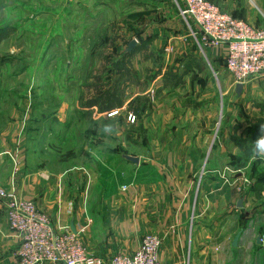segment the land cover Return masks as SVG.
<instances>
[{"label":"rangeland","instance_id":"obj_1","mask_svg":"<svg viewBox=\"0 0 264 264\" xmlns=\"http://www.w3.org/2000/svg\"><path fill=\"white\" fill-rule=\"evenodd\" d=\"M180 3L0 0V160L14 144L18 148L15 155L26 168L46 169L61 177L69 193L86 200L108 197L113 178L105 175V167L124 163L121 155L141 154L152 145L146 140H155L151 128L141 126L151 117L150 105L165 101V95L147 87L153 72L158 68V73H167L178 65L174 61L181 54H195L202 60L205 49H218L192 36L179 14ZM190 27L194 32V26ZM175 28L182 33H174ZM151 38L155 49L146 50ZM132 40L137 46L127 53ZM138 50L143 54L140 61L134 57ZM203 66L211 75L213 92L208 98L216 105L214 129L225 104L245 102L231 95L222 97L225 86L229 87L225 78H230L224 60L217 69L212 64ZM194 79L195 91L180 89L176 103L199 104L206 99L192 95L204 86V81ZM91 102L95 109L86 110ZM116 110L118 115L107 118ZM240 112L239 119L253 124L263 119L244 114L242 107ZM243 134L249 145L258 134L264 135V127L252 125ZM69 152L72 156L66 159ZM247 163L248 168L240 169V179L246 177L248 183L237 194L243 199L252 197L247 210L250 222L264 215V208L256 210L264 200V184L258 191L251 189L264 178V155Z\"/></svg>","mask_w":264,"mask_h":264},{"label":"crops","instance_id":"obj_2","mask_svg":"<svg viewBox=\"0 0 264 264\" xmlns=\"http://www.w3.org/2000/svg\"><path fill=\"white\" fill-rule=\"evenodd\" d=\"M207 1L252 26H264V0ZM172 30L182 33L178 28ZM155 45L152 38L147 40L146 50H154ZM142 55L138 50L135 60L140 61ZM224 56L222 48H207L202 60L185 53L176 57L174 64L178 65L167 73H158V68L153 72L147 87L165 95V101L150 105L151 117L141 126L151 128L155 140H146L152 145L141 154L129 155L138 159L137 165L125 161L105 167V175L113 178L105 199L73 195L61 177L46 169L26 168L15 155L18 148L14 144L0 160V187L33 203L57 231L69 230L89 255L105 262L118 254L133 255L142 238L150 235L159 241L157 258L162 264H264V215L249 222L252 197L243 200L236 191L240 169L248 168V159L264 155L256 147L264 135L258 134L247 145L243 134L252 125L264 127V73L242 85L239 96L231 79L225 78L229 87L225 86L222 97L231 95L245 103L225 104L213 129L216 105L208 98L213 88L203 65L217 69ZM193 79L204 81V86L192 95L206 99L199 104L176 103L180 89L195 91ZM170 93H176L172 99ZM240 107L244 114L263 119L254 124L239 119ZM84 108L95 109L92 105ZM238 234L237 245L232 247ZM17 249L18 239L9 229L0 202V264H15Z\"/></svg>","mask_w":264,"mask_h":264},{"label":"built area","instance_id":"obj_3","mask_svg":"<svg viewBox=\"0 0 264 264\" xmlns=\"http://www.w3.org/2000/svg\"><path fill=\"white\" fill-rule=\"evenodd\" d=\"M178 11L193 37L198 36L211 48L224 49V68L234 84L244 85L264 73V26H252L207 0H181ZM116 115L117 110L109 112L107 118ZM247 183L242 177L237 193L244 192ZM0 202L9 229L18 239L15 264H162L157 258L159 241L154 236H144L133 255L118 254L105 262L89 255L69 230L57 231L33 203L2 188Z\"/></svg>","mask_w":264,"mask_h":264},{"label":"water","instance_id":"obj_4","mask_svg":"<svg viewBox=\"0 0 264 264\" xmlns=\"http://www.w3.org/2000/svg\"><path fill=\"white\" fill-rule=\"evenodd\" d=\"M137 46V42L135 40H132L131 42H129V44H127V48H126V51L127 53L129 52H132L135 47ZM241 90H242V85L241 84H235V94L237 96H239L241 94ZM121 157L131 163V164H134V165H137L138 164V159L137 158H134V157H131V156H127V155H121ZM242 205V200H239L238 202V207H241ZM238 237H239V234L234 238L233 242H232V247H236L237 245V241H238ZM257 243H258V239H257Z\"/></svg>","mask_w":264,"mask_h":264},{"label":"trees","instance_id":"obj_5","mask_svg":"<svg viewBox=\"0 0 264 264\" xmlns=\"http://www.w3.org/2000/svg\"><path fill=\"white\" fill-rule=\"evenodd\" d=\"M91 105L94 106L95 103H94V102H91ZM71 156H72V154L69 152V153H67L64 157L67 159V158H69V157H71ZM241 163H242V162H241ZM259 184H264V178L260 179L259 181H255L254 184L252 185V188L257 187ZM246 196H247V195H246ZM246 196H245V198H246ZM243 200H244V199H243ZM262 208H264V200H263V203H262L261 205H259V206L256 208V210H260V209H262Z\"/></svg>","mask_w":264,"mask_h":264},{"label":"clouds","instance_id":"obj_6","mask_svg":"<svg viewBox=\"0 0 264 264\" xmlns=\"http://www.w3.org/2000/svg\"><path fill=\"white\" fill-rule=\"evenodd\" d=\"M256 147L258 152L264 153V137L258 139V141L256 142Z\"/></svg>","mask_w":264,"mask_h":264},{"label":"bare ground","instance_id":"obj_7","mask_svg":"<svg viewBox=\"0 0 264 264\" xmlns=\"http://www.w3.org/2000/svg\"><path fill=\"white\" fill-rule=\"evenodd\" d=\"M246 178V177H245ZM248 188V187H247Z\"/></svg>","mask_w":264,"mask_h":264}]
</instances>
